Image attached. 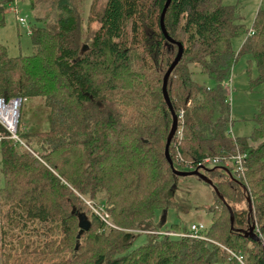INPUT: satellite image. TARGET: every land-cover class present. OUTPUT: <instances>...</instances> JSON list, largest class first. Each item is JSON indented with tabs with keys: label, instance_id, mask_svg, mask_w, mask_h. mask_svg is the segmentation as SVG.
Masks as SVG:
<instances>
[{
	"label": "trees",
	"instance_id": "trees-1",
	"mask_svg": "<svg viewBox=\"0 0 264 264\" xmlns=\"http://www.w3.org/2000/svg\"><path fill=\"white\" fill-rule=\"evenodd\" d=\"M14 1L0 0V26ZM166 2L92 0L87 10L86 0H51L42 25L32 28V55L11 57L0 44V99L31 104L19 120L25 146L0 139V264H236L229 251L264 264V99L253 147L228 133L224 87L242 55L258 69L252 83H264V10L237 53L233 39L250 29L223 0H172L165 16L168 35L184 47L168 82L173 109L183 112L182 138L174 137L170 155L178 171L198 168L223 200L214 190L205 239L167 236L188 232L173 225L132 249L143 232L160 230L158 211L182 210L174 199L179 177L165 156L173 118L162 87L179 49L161 29ZM191 65L217 87L197 84ZM239 152L246 154L242 174L223 164L198 166ZM80 215L90 227L82 233ZM252 225L261 243L240 233Z\"/></svg>",
	"mask_w": 264,
	"mask_h": 264
},
{
	"label": "rangeland",
	"instance_id": "rangeland-1",
	"mask_svg": "<svg viewBox=\"0 0 264 264\" xmlns=\"http://www.w3.org/2000/svg\"><path fill=\"white\" fill-rule=\"evenodd\" d=\"M51 0H15L8 4L5 13L4 25L0 26V44L7 48L11 57L30 56L34 53L31 36L28 30L42 25L39 19L50 13ZM92 0H86V9L88 10ZM224 6L235 7L238 22L244 24L247 29L252 31L254 20L259 10H264V0H223ZM16 8L17 14L11 10ZM24 18L27 24H20L18 18ZM249 32V33H250ZM242 34L232 41L233 49L239 53L250 34ZM252 57L242 55L234 65L229 79L224 83L228 92V101L230 105V114L232 124L228 125V133L234 138H246L250 146L256 147L259 142L252 139L253 129L255 127V115L258 113L262 100L264 99V83H255L258 78V69L252 61ZM193 80L200 86L214 89L218 82L203 73L196 65H191ZM41 101L36 100L32 103L35 108ZM31 104L27 101L22 108L27 111ZM38 119V116H35ZM40 152L37 148H35ZM1 163V153H0ZM208 168H214L215 165H207ZM4 182L0 176V188ZM177 190L174 193V199L179 203L182 210L170 208L165 212L156 213L155 223L159 225L160 230L156 232H143L138 236L132 249H136L147 243V235L165 234V230L173 225H179L181 229L188 230L192 225H204L209 228L212 224V214L207 211L216 203L214 189L205 182L196 177H179L177 181ZM112 226H115L109 221ZM112 228V227H111ZM137 233H141L136 231ZM165 232V233H164ZM167 234V233H166ZM170 234V233H168ZM174 234V232L172 233ZM181 234V233H175ZM171 236V235H167ZM176 237V236H171ZM180 238V237H177ZM223 250L227 251L221 244H218ZM233 260L232 258H230ZM234 261V260H233ZM219 264H228L220 262Z\"/></svg>",
	"mask_w": 264,
	"mask_h": 264
},
{
	"label": "built area",
	"instance_id": "built-area-1",
	"mask_svg": "<svg viewBox=\"0 0 264 264\" xmlns=\"http://www.w3.org/2000/svg\"><path fill=\"white\" fill-rule=\"evenodd\" d=\"M13 12L17 14L16 8H11ZM18 22L20 24H27V21L24 18H18ZM250 35L254 34V31L252 30ZM28 35H32V28L28 30ZM27 101L26 98H14L11 100H5L0 99V126L4 129L6 132L5 134L0 135V139L6 137L13 140L15 143L24 145V142L20 139L18 134L19 129V120L21 115V108L23 104ZM183 112H181L180 116L178 117V129L176 132L175 137L182 138V127H179V122L182 119ZM180 120V121H179ZM245 160H246V154L244 153H238L236 156H233L230 159L227 158H220V157H208L204 160L203 163L198 164L199 168H203L207 165H220L223 164L225 167L232 168L236 173L242 174L245 171ZM185 169L188 171H195L198 170L194 165L192 164H186ZM88 206L93 209V211L110 227L112 224L110 221V216L108 213L104 212L103 210H97L95 209L90 202H87ZM207 230L204 225H192L191 228L188 230L187 233H181V234H166L176 237H189L192 239H205L204 232ZM231 258L236 262V264H247L246 259L241 254H236L233 252H230Z\"/></svg>",
	"mask_w": 264,
	"mask_h": 264
},
{
	"label": "water",
	"instance_id": "water-1",
	"mask_svg": "<svg viewBox=\"0 0 264 264\" xmlns=\"http://www.w3.org/2000/svg\"><path fill=\"white\" fill-rule=\"evenodd\" d=\"M171 2H172V0H167L166 4L164 6V9H163V12H162V15H161V29H162L165 37L167 38L168 42L172 43V44H177L179 49H178V54H177L175 60L173 61L172 65L167 70V72H166V74L164 76L163 87H162L164 100H165L166 104L168 105V108L171 111L172 118H173L172 128H171V131H170L169 136L167 138L165 156H166V159H167L170 167L172 168V170H173V172H174V174L176 176H178V177H196V178L202 180L203 182H205L206 184H208L209 186H211L217 192V190L213 187V182L208 177H206L203 173H201L199 170H195V171H192V172H182V171L176 170L175 167H174V162H173V160L171 158V155H170V146L172 144V141H173V139H174V137L176 135L177 129H178V116H177V114L175 113V111L173 109V106H172V103H171V100H170V97H169V94H168V82H169V79H170L174 69L177 67V65L181 61V59L183 57V54H184L183 45L181 43L175 42L168 35L166 27H165V16H166L167 10H168ZM217 194H218L219 198L221 200H223V197L220 196L218 192H217ZM249 208H250V210H252V204L251 203L249 204ZM230 216H231V227H232V229H234V214L231 211V209H230ZM79 218H80L79 226H80V229H81V233L85 232V231H88L90 227H89V224L87 222L86 217L84 215H80ZM255 229H256V226L252 225L248 230L240 231V233L242 235H244L245 238H248V239H251V240H253L255 242L261 243L262 240L257 235ZM78 237L80 238V235ZM77 249H78V247H77ZM263 249H264V244H263Z\"/></svg>",
	"mask_w": 264,
	"mask_h": 264
},
{
	"label": "crops",
	"instance_id": "crops-1",
	"mask_svg": "<svg viewBox=\"0 0 264 264\" xmlns=\"http://www.w3.org/2000/svg\"><path fill=\"white\" fill-rule=\"evenodd\" d=\"M15 2V1H14Z\"/></svg>",
	"mask_w": 264,
	"mask_h": 264
}]
</instances>
